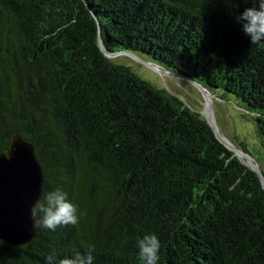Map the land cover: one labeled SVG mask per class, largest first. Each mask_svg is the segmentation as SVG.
Segmentation results:
<instances>
[{
    "label": "trees",
    "instance_id": "obj_1",
    "mask_svg": "<svg viewBox=\"0 0 264 264\" xmlns=\"http://www.w3.org/2000/svg\"><path fill=\"white\" fill-rule=\"evenodd\" d=\"M251 0H0V155L34 146L42 197L60 188L76 225L0 240V264H47L93 249V264H264V188L205 117L99 48L130 51L234 98L264 158V48L237 17ZM245 149L243 146H239ZM264 174V171H262ZM42 197L40 200H42Z\"/></svg>",
    "mask_w": 264,
    "mask_h": 264
},
{
    "label": "water",
    "instance_id": "obj_2",
    "mask_svg": "<svg viewBox=\"0 0 264 264\" xmlns=\"http://www.w3.org/2000/svg\"><path fill=\"white\" fill-rule=\"evenodd\" d=\"M99 48L102 54L109 60H114L119 56L134 58L163 76L188 81L196 86L205 97L207 95L210 96L212 115L210 118L205 116V119L213 133L218 141L232 152L234 156L258 174L264 188V174L259 169L258 163L257 169L251 168L248 161L244 160L242 156L243 153L247 152L232 145L220 133L214 108L215 95L211 91L195 80L170 71L155 61L145 59L134 52L108 51L103 45L100 29ZM179 98L182 99L181 97ZM253 160L255 159L253 158ZM43 187L44 175L41 165L36 158L33 144L15 134L12 138L10 149L0 155V240L4 241L7 245L23 246L36 238L38 229L33 227L34 221L31 216V209L41 199Z\"/></svg>",
    "mask_w": 264,
    "mask_h": 264
},
{
    "label": "rangeland",
    "instance_id": "obj_3",
    "mask_svg": "<svg viewBox=\"0 0 264 264\" xmlns=\"http://www.w3.org/2000/svg\"><path fill=\"white\" fill-rule=\"evenodd\" d=\"M114 63L131 68L156 87L165 88L171 94L181 97L193 111L204 114V117H211V110L208 109L209 105L211 106V97L208 95L205 97L196 86L188 81L163 76L150 69L146 64L128 56H119L114 59ZM216 97L214 101L216 120L223 138L237 148L239 146L245 147L246 150H243L247 153L242 154L243 159L247 160L253 169H257L258 163L259 169L264 171L263 152L256 134L254 119L236 99L229 98L223 101Z\"/></svg>",
    "mask_w": 264,
    "mask_h": 264
},
{
    "label": "clouds",
    "instance_id": "obj_4",
    "mask_svg": "<svg viewBox=\"0 0 264 264\" xmlns=\"http://www.w3.org/2000/svg\"><path fill=\"white\" fill-rule=\"evenodd\" d=\"M245 3L249 0H244ZM252 7L246 8L238 17L242 30L254 45L264 48V0H251ZM78 207L68 199V194L56 188L38 200L31 209L33 227L55 231L60 226L76 225L79 221ZM140 264H158L161 243L155 233L145 234L136 241ZM47 264H93V249L75 251L71 256L56 260L55 253L46 257Z\"/></svg>",
    "mask_w": 264,
    "mask_h": 264
},
{
    "label": "bare ground",
    "instance_id": "obj_5",
    "mask_svg": "<svg viewBox=\"0 0 264 264\" xmlns=\"http://www.w3.org/2000/svg\"><path fill=\"white\" fill-rule=\"evenodd\" d=\"M210 108V110H211V106L209 105V107H208V109ZM206 114H207V112H206Z\"/></svg>",
    "mask_w": 264,
    "mask_h": 264
}]
</instances>
